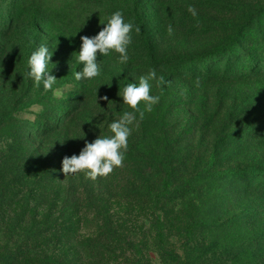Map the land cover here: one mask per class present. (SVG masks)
Wrapping results in <instances>:
<instances>
[{
	"label": "rangeland",
	"instance_id": "rangeland-1",
	"mask_svg": "<svg viewBox=\"0 0 264 264\" xmlns=\"http://www.w3.org/2000/svg\"><path fill=\"white\" fill-rule=\"evenodd\" d=\"M117 10L141 29L129 61L98 56L101 74L77 81L80 37ZM41 44L58 96L26 77ZM153 68L167 83L150 82L160 100L123 167L65 177ZM72 226L73 264H264V0H0V248Z\"/></svg>",
	"mask_w": 264,
	"mask_h": 264
},
{
	"label": "clouds",
	"instance_id": "clouds-1",
	"mask_svg": "<svg viewBox=\"0 0 264 264\" xmlns=\"http://www.w3.org/2000/svg\"><path fill=\"white\" fill-rule=\"evenodd\" d=\"M187 10L193 16L197 15L194 6L189 5ZM100 23L105 26L98 34L80 37L82 43L76 60L83 65V68L73 73L77 81H90L101 74L98 56H109L115 52L119 54V63L126 64L130 59L128 49L133 42V30L137 35L141 31L138 25H134L131 21L126 22L120 10L112 13L106 23ZM166 31L168 35H172L173 26L168 24ZM52 55L53 52L49 51L46 45L41 44L27 60L29 71L26 77L33 80L35 87L39 88L42 84L44 92L52 91L53 96H58L59 90H54L57 78L51 74L48 67ZM153 80L157 81V86L167 83L163 76L157 77V72L153 68L149 69L147 74L139 76L138 83L128 82L119 89L118 96L123 98V104L127 105L129 110L124 111L119 118L108 125L111 135H99L92 142L86 141L79 155L73 154L71 157L63 158L61 170L65 177L83 173L86 178L95 181L97 178H107L115 169L123 167L133 128H138L145 118V113H151L154 105L159 103L160 96L150 94L152 88L150 82ZM102 99L108 100V97L104 96ZM112 102L109 101L108 105ZM84 136L83 132V136L78 138Z\"/></svg>",
	"mask_w": 264,
	"mask_h": 264
},
{
	"label": "trees",
	"instance_id": "trees-1",
	"mask_svg": "<svg viewBox=\"0 0 264 264\" xmlns=\"http://www.w3.org/2000/svg\"><path fill=\"white\" fill-rule=\"evenodd\" d=\"M72 216L73 213L70 217ZM19 222L18 225L25 223L24 220ZM34 229L36 225L30 228L31 234ZM19 231L22 232V229L19 228ZM69 231V233L67 231L61 234L56 233L52 239H49L46 232L31 236L18 234V231L14 230L12 235L24 237V240L28 238L26 241L34 238L37 246L29 247L28 242L19 244L11 238L6 247L0 248V264H73V226ZM52 245L55 247L50 251Z\"/></svg>",
	"mask_w": 264,
	"mask_h": 264
}]
</instances>
